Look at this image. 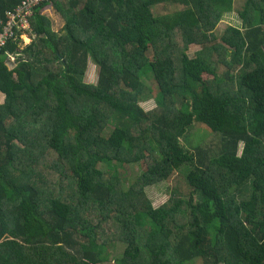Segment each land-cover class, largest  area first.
<instances>
[{"label":"trees","instance_id":"obj_1","mask_svg":"<svg viewBox=\"0 0 264 264\" xmlns=\"http://www.w3.org/2000/svg\"><path fill=\"white\" fill-rule=\"evenodd\" d=\"M29 23L0 46V264H264V0H39ZM198 126L214 147L182 144Z\"/></svg>","mask_w":264,"mask_h":264},{"label":"rangeland","instance_id":"obj_2","mask_svg":"<svg viewBox=\"0 0 264 264\" xmlns=\"http://www.w3.org/2000/svg\"><path fill=\"white\" fill-rule=\"evenodd\" d=\"M164 7H167V10H173L172 7L178 8L179 6H176L175 4L173 5L166 4L164 5ZM44 13H46L51 18L52 22H54V25L56 24L58 29L62 26L60 17L57 11L53 7L45 9ZM238 22L239 20L237 19L236 13L234 12L226 13L225 19L222 20L221 23L217 24L216 32L220 34L224 30L225 24L227 23L236 24ZM30 30H31V27H30ZM26 36H23L22 42L18 44L21 49L25 47L32 40V38L28 40ZM199 48H200L199 46L191 47L187 52L188 55L192 57L194 55L195 50ZM5 62L8 65L9 69H12L15 66L14 55L8 54V58L5 60ZM223 70H225L224 65L222 64L218 65L219 76L223 75ZM97 72H98V69L95 63L92 61L90 57H88L85 75H84V81L95 84L96 78H97ZM208 78H211V76H208ZM151 104H152V100L140 102V105L144 107L145 109H149ZM108 129L109 127L106 128L107 131ZM183 139L184 141H182V144L188 149H191L190 147L193 145L194 146L204 145L206 147H214V145L216 144V140L213 139V133H210L208 129L204 126H198L196 128L193 127L189 132L188 131L186 132V134L183 136ZM240 147H241V144L239 145V149ZM145 168H146V164L144 162H137L134 164H128L125 169H120V170L117 169L118 173H120V175H123L122 179H123L124 188H127L130 182L137 175H139V173H141ZM178 171L183 173V171L180 169ZM178 175L179 174L175 173L166 180H161L154 184H150L144 187V193L147 196V198L150 200L151 205L153 207L159 206L160 204H162L168 199L170 191L174 187L176 183V177ZM104 232L109 237L114 236V232L112 229L111 231H109L108 228L106 227L104 229ZM106 245H107V251L110 256H116L119 253L120 250L117 247H115V241L113 238L108 239V241L106 242ZM101 264H108V261L101 263Z\"/></svg>","mask_w":264,"mask_h":264},{"label":"built area","instance_id":"obj_3","mask_svg":"<svg viewBox=\"0 0 264 264\" xmlns=\"http://www.w3.org/2000/svg\"><path fill=\"white\" fill-rule=\"evenodd\" d=\"M38 1L22 0L15 9L6 11V21L0 30V46L8 37L14 35V30L25 33L30 29L29 17L32 14V6Z\"/></svg>","mask_w":264,"mask_h":264},{"label":"clouds","instance_id":"obj_4","mask_svg":"<svg viewBox=\"0 0 264 264\" xmlns=\"http://www.w3.org/2000/svg\"><path fill=\"white\" fill-rule=\"evenodd\" d=\"M25 34V35H24ZM14 35H15V37L18 35L19 36V38H20V40H21V42H22V37L23 36H26V38L27 39H31V38H33V37H35V34L34 33H28V31L27 32H25V33H21L20 31H18V30H14ZM29 42V41H28Z\"/></svg>","mask_w":264,"mask_h":264}]
</instances>
